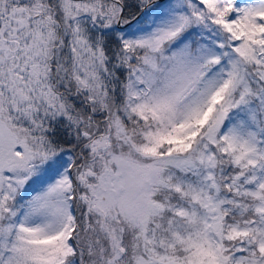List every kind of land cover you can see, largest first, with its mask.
<instances>
[{
    "label": "snow or ice",
    "instance_id": "1",
    "mask_svg": "<svg viewBox=\"0 0 264 264\" xmlns=\"http://www.w3.org/2000/svg\"><path fill=\"white\" fill-rule=\"evenodd\" d=\"M0 264H264V0H0Z\"/></svg>",
    "mask_w": 264,
    "mask_h": 264
}]
</instances>
